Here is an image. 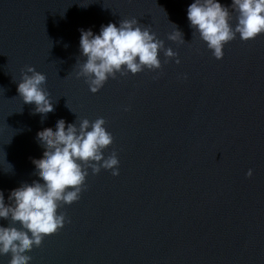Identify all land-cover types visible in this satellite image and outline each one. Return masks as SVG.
<instances>
[{
  "label": "water",
  "instance_id": "obj_1",
  "mask_svg": "<svg viewBox=\"0 0 264 264\" xmlns=\"http://www.w3.org/2000/svg\"><path fill=\"white\" fill-rule=\"evenodd\" d=\"M192 2L0 0L5 198L40 179L37 133L60 118L104 117L115 137L105 155L120 159L119 176L89 175L81 199L61 209L70 222L29 253L31 264H264V35L237 36L217 59L190 25ZM133 17L181 63L162 51V69L118 74L91 92L77 75L80 29ZM172 23L184 41L169 39ZM29 66L47 76L57 110L46 119L17 91Z\"/></svg>",
  "mask_w": 264,
  "mask_h": 264
},
{
  "label": "clouds",
  "instance_id": "obj_2",
  "mask_svg": "<svg viewBox=\"0 0 264 264\" xmlns=\"http://www.w3.org/2000/svg\"><path fill=\"white\" fill-rule=\"evenodd\" d=\"M187 17L194 34H199L217 59H223L225 45L237 36L248 41L264 35V0H231L230 6L221 0H193ZM174 25L169 39L184 41L182 31ZM80 32L83 60H78L77 75L87 79L93 93L118 74L162 69V51L181 63L178 54L166 48L151 27L135 17L121 19L119 25H101L99 33L91 28H81ZM17 91L24 103L34 104V114H41L42 119L56 112L47 90V76L35 66L22 72ZM106 124L102 116L95 120L84 118L79 123L60 118L54 128L38 131V142L46 149L43 158H33L40 179L11 189L7 199L0 189V255H10L9 264H31L29 253L70 222L61 209L81 199L90 174L106 169L119 176L118 153L105 155L115 142ZM247 175L251 178L254 170L249 169Z\"/></svg>",
  "mask_w": 264,
  "mask_h": 264
}]
</instances>
